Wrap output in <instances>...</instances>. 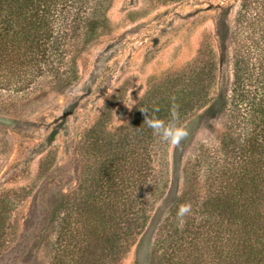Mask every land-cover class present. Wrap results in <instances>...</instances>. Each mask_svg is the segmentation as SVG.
Listing matches in <instances>:
<instances>
[{"label":"rangeland","instance_id":"1","mask_svg":"<svg viewBox=\"0 0 264 264\" xmlns=\"http://www.w3.org/2000/svg\"><path fill=\"white\" fill-rule=\"evenodd\" d=\"M240 2L106 0L108 21L79 53L73 85L62 87L47 73L23 91L0 88V205L8 209L0 212L5 220L0 223V264L57 262L58 250L68 244L70 222L91 214L86 206L100 189L109 151H116L114 144L131 148L137 141L134 113L162 104L169 83L175 91L177 78L188 77L197 66L204 42L219 66L214 99L182 123L189 135L179 147L157 137L138 150L153 158L156 192L147 206V227L117 264H153L154 244L161 258L154 264H224L211 238L206 240L222 231L215 223L218 214L199 208L219 186L220 172L210 166L217 151L197 155L198 147L191 145L197 135L217 139V112L229 80V29ZM178 199L186 201L179 206H192L182 229L170 215ZM58 202L59 213L51 214ZM208 219L214 223L211 229L206 225L204 236L183 234Z\"/></svg>","mask_w":264,"mask_h":264},{"label":"trees","instance_id":"2","mask_svg":"<svg viewBox=\"0 0 264 264\" xmlns=\"http://www.w3.org/2000/svg\"><path fill=\"white\" fill-rule=\"evenodd\" d=\"M105 1L0 0V88L23 91L47 73L62 87L73 85L78 79L79 53L92 44L108 21ZM240 3L229 29V80L217 112V139L211 142L210 135L200 139L197 135L191 147H198L197 155L206 149L217 151L210 166L220 172L216 178L219 186L210 191L213 194H208L199 208L200 212H217L215 223L222 231L206 240L210 242L211 238L224 264H264V0ZM200 53L189 76L177 78L179 86L174 92L171 90L176 85H167L169 94L166 92L162 104L140 109L146 108L167 122L175 104L184 123L209 105L214 99L211 94L219 78V66L209 42L202 43ZM140 109L133 117L137 141L131 148L114 144L116 151H109L110 164L103 171L100 189L90 194L92 204L86 206L91 214L82 219L81 227L78 223L82 220L70 222L68 244L58 250L53 264H117L147 227V206L156 192L151 181L153 158L138 150L142 145L146 149L147 143L151 146L157 137L143 123ZM182 200L176 201L170 215H176ZM60 208L58 202L51 214L59 213ZM3 210L8 211L0 205V212ZM134 211L137 217H133ZM1 222L5 224V220ZM213 223L210 219L197 222L194 230L188 226L183 234L202 236L206 225L211 229ZM152 251L154 264L161 258L155 244Z\"/></svg>","mask_w":264,"mask_h":264},{"label":"clouds","instance_id":"3","mask_svg":"<svg viewBox=\"0 0 264 264\" xmlns=\"http://www.w3.org/2000/svg\"><path fill=\"white\" fill-rule=\"evenodd\" d=\"M179 106L173 105L170 110V119L165 122V120L155 116L154 114L149 113L145 109H140L144 114L143 123L146 124L151 130L154 137H158L160 141L169 143L172 146L179 147L182 140L187 139L189 132L180 122L179 117ZM131 109V108H129ZM154 111H159L155 109ZM192 206L190 203L181 204L176 213L177 227L183 228L186 223V217L191 213Z\"/></svg>","mask_w":264,"mask_h":264}]
</instances>
